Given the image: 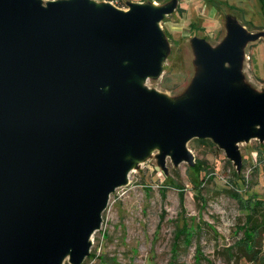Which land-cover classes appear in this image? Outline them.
Returning a JSON list of instances; mask_svg holds the SVG:
<instances>
[{"label": "water", "instance_id": "obj_1", "mask_svg": "<svg viewBox=\"0 0 264 264\" xmlns=\"http://www.w3.org/2000/svg\"><path fill=\"white\" fill-rule=\"evenodd\" d=\"M177 3L0 0V264H81L110 194L154 150L167 172V157L193 165L188 142L209 139L239 172V143L264 142V90L241 72L264 30L228 16L216 46L191 38L184 94L145 85Z\"/></svg>", "mask_w": 264, "mask_h": 264}, {"label": "rangeland", "instance_id": "obj_2", "mask_svg": "<svg viewBox=\"0 0 264 264\" xmlns=\"http://www.w3.org/2000/svg\"><path fill=\"white\" fill-rule=\"evenodd\" d=\"M127 1L119 7L126 9ZM255 5L247 0L235 11L225 5L211 8L205 0H178L174 12L160 22L168 42L162 71L145 85L169 97L184 94L198 70L191 38L216 46L225 37L227 15L248 32L263 31L264 3ZM243 53L244 82L264 90V36L248 42ZM187 147L193 165L185 161L175 165L167 157L164 172L154 150L132 168L127 184L110 194L81 264H255L245 253L251 248L244 243L251 234L247 201L238 195L264 200V143L255 139L239 143V172L213 142L196 146L188 142ZM255 236L252 250L264 264V230ZM62 264H70L68 258Z\"/></svg>", "mask_w": 264, "mask_h": 264}, {"label": "trees", "instance_id": "obj_3", "mask_svg": "<svg viewBox=\"0 0 264 264\" xmlns=\"http://www.w3.org/2000/svg\"><path fill=\"white\" fill-rule=\"evenodd\" d=\"M123 3V0H118L117 5L120 6ZM189 143H193L194 146L196 145H203V144H211L212 142L209 139H200V138H193L189 141ZM226 192V190H224ZM228 193L230 192V190L227 191ZM238 195V194H237ZM233 196H235L233 194ZM240 198H242L243 200L247 201V208H248V222H249V231L251 232V234H246L247 237V242L245 241L244 243L247 244L249 243V245L251 246V248L246 249L245 253L247 255H249L248 257L250 258V260L255 261V264H260L257 261V252L258 251H254L252 250V246L254 244H256V241L253 240V236H257V234L259 235L260 231L264 230V200L261 199H257L255 196H240L238 195ZM255 233V234H253ZM255 236V237H256Z\"/></svg>", "mask_w": 264, "mask_h": 264}, {"label": "crops", "instance_id": "obj_4", "mask_svg": "<svg viewBox=\"0 0 264 264\" xmlns=\"http://www.w3.org/2000/svg\"><path fill=\"white\" fill-rule=\"evenodd\" d=\"M128 1H143V0H128ZM146 1H149V0H146ZM247 0H205V2L211 7V8H219L220 5H225L226 7L230 8V9H238V10H241L243 7H244V4ZM251 1V0H249ZM253 3H255L257 5V7H260L259 5L263 2V0H252ZM178 2V0H177ZM260 3V4H259ZM255 5V7H256ZM237 11V10H235ZM228 16H231V15H227ZM226 17V18H227ZM233 17V16H232Z\"/></svg>", "mask_w": 264, "mask_h": 264}, {"label": "built area", "instance_id": "obj_5", "mask_svg": "<svg viewBox=\"0 0 264 264\" xmlns=\"http://www.w3.org/2000/svg\"><path fill=\"white\" fill-rule=\"evenodd\" d=\"M108 1H110L112 4L118 6V5H117L118 0H108ZM263 143H264V142H263ZM261 155H262V157H263V159H264V151H262Z\"/></svg>", "mask_w": 264, "mask_h": 264}]
</instances>
